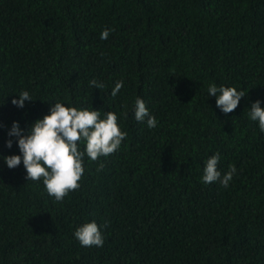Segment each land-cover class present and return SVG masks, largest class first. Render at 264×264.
Wrapping results in <instances>:
<instances>
[{
  "label": "trees",
  "instance_id": "16d2710c",
  "mask_svg": "<svg viewBox=\"0 0 264 264\" xmlns=\"http://www.w3.org/2000/svg\"><path fill=\"white\" fill-rule=\"evenodd\" d=\"M210 83L245 97L225 114ZM21 90L34 101L17 108ZM137 96L157 127L134 119ZM257 99L264 0H0V154H18L4 146L13 121L27 129L56 101L116 112L127 132L108 157H85L62 202L0 160V264H264V133L248 119ZM216 152L222 174L237 169L227 188L200 180ZM93 219L106 222L104 244L81 247L74 229Z\"/></svg>",
  "mask_w": 264,
  "mask_h": 264
},
{
  "label": "clouds",
  "instance_id": "9594fccd",
  "mask_svg": "<svg viewBox=\"0 0 264 264\" xmlns=\"http://www.w3.org/2000/svg\"><path fill=\"white\" fill-rule=\"evenodd\" d=\"M111 31L112 29L104 28L99 38L107 39ZM89 86L101 89L104 84L92 79ZM123 86V80L115 81L111 96L116 97ZM207 94L208 97H215L216 107L225 114L233 112L245 97L243 90L234 86H217L215 83L207 86ZM26 101L34 100L28 90H21L13 97L11 103L17 108H24ZM262 103L264 101L260 99L251 103L248 107V119L256 122L259 131L264 133ZM127 115V112L123 113V116ZM133 115L137 122L145 124L149 129L158 125L157 118L139 96L134 100ZM6 135L8 138L4 146L11 149L15 143L18 154H0V160L9 169L23 164L25 179L28 182H42L53 201L62 202L71 191L80 188V181L85 172V157L90 161L108 157L120 148L127 132L122 130L116 112L109 110L101 115V110L93 107H77L56 101L49 104L47 114L37 118L27 129L22 128L19 121H13L7 128ZM220 159V153L216 152L204 161L200 176L203 184L219 183L224 188L229 186L237 169L234 165H229L228 171L222 174L218 169ZM99 167L102 168L103 164ZM105 224L98 225L94 219L85 220L76 226L73 236L81 247H102V229Z\"/></svg>",
  "mask_w": 264,
  "mask_h": 264
}]
</instances>
